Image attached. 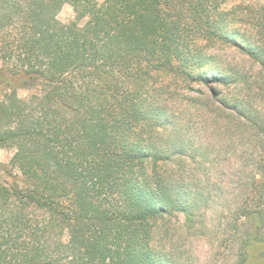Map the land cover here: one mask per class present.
I'll return each mask as SVG.
<instances>
[{
    "label": "trees",
    "instance_id": "16d2710c",
    "mask_svg": "<svg viewBox=\"0 0 264 264\" xmlns=\"http://www.w3.org/2000/svg\"><path fill=\"white\" fill-rule=\"evenodd\" d=\"M231 1L0 0V264H179L162 223L195 226L205 194L172 167L192 148L172 86L207 128L243 131L222 218L236 264H264V0ZM216 45L258 73L225 71Z\"/></svg>",
    "mask_w": 264,
    "mask_h": 264
},
{
    "label": "rangeland",
    "instance_id": "374dc122",
    "mask_svg": "<svg viewBox=\"0 0 264 264\" xmlns=\"http://www.w3.org/2000/svg\"><path fill=\"white\" fill-rule=\"evenodd\" d=\"M238 1L232 0L231 5ZM74 17L72 5H64L59 18L69 22ZM209 50L217 56L220 67L229 73L256 75L259 71V65L236 48L216 45ZM200 88L206 89L200 84L194 86L195 90ZM195 90L192 92L197 94ZM20 94L24 96L27 91L21 89ZM168 95L180 112V134L192 147L181 164L177 161L173 164V170L190 179V184L201 187L205 196L195 226L186 227L182 214L168 216L163 221L162 234L167 249L179 264H236L238 244L225 227L226 220L222 215L224 204L231 203L230 191L239 186L236 176L241 170L238 160L244 144L243 131L228 115L219 116L221 119L207 128L201 111L180 104L174 86L169 88ZM14 153L12 148H0V162L6 168H10Z\"/></svg>",
    "mask_w": 264,
    "mask_h": 264
}]
</instances>
